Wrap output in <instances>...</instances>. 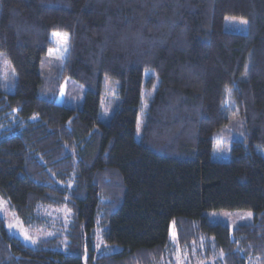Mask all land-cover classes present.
Wrapping results in <instances>:
<instances>
[{"label": "trees", "instance_id": "16d2710c", "mask_svg": "<svg viewBox=\"0 0 264 264\" xmlns=\"http://www.w3.org/2000/svg\"><path fill=\"white\" fill-rule=\"evenodd\" d=\"M231 17L246 31L226 30ZM54 31L68 35L80 107L45 93ZM0 52L14 73V91L0 89V195L26 227L41 207L72 214L66 243L32 246L0 217V264H159L171 225L204 264H264V0H0ZM106 79L118 99L103 122ZM235 115L243 136L215 160ZM218 209L253 220L212 223ZM98 226L116 251L96 248Z\"/></svg>", "mask_w": 264, "mask_h": 264}, {"label": "rangeland", "instance_id": "374dc122", "mask_svg": "<svg viewBox=\"0 0 264 264\" xmlns=\"http://www.w3.org/2000/svg\"><path fill=\"white\" fill-rule=\"evenodd\" d=\"M246 26V20L234 17L225 19L224 23L225 29L232 32L243 33L246 31ZM53 33H60L62 36L66 34L61 31H54L50 35L51 46L39 66L40 74L44 79L45 93H56L59 103L80 107L84 94L83 84L63 75V61L67 54L68 42L66 46L62 45L60 41L53 37ZM0 89L7 93L14 91V73L2 52H0ZM42 92H44V89ZM116 92V82L106 79L103 84L101 111L99 114V118L103 122H107L113 112L114 104L118 99ZM151 94L150 92L148 95ZM143 105L144 111L146 105ZM141 116L142 112L137 119V136L140 132ZM242 136V125L235 115L227 126L215 134L213 158L215 160L226 159L231 140L241 139ZM257 150L264 157V148H257ZM40 212L43 223L39 226L26 227L10 208L8 201L0 195V217L9 235L19 238L24 244L29 246L48 238H57L59 241L66 243V232L72 221L71 211L66 206H45L41 207ZM204 214L212 223H221L230 228L238 224L250 223L253 220V212L251 210L218 209L207 210ZM170 237L174 248L171 254L160 259L159 264H204L207 261V259L203 260L198 256L199 251H197V248L187 249L176 243V232L173 225L170 227ZM94 243L96 248L102 250L105 254L117 250L116 248L105 246L99 226L94 231Z\"/></svg>", "mask_w": 264, "mask_h": 264}, {"label": "snow or ice", "instance_id": "6c2138e0", "mask_svg": "<svg viewBox=\"0 0 264 264\" xmlns=\"http://www.w3.org/2000/svg\"><path fill=\"white\" fill-rule=\"evenodd\" d=\"M53 37L56 38L58 41H60V43L62 45H64V46L67 45V42H68V36H67V34H64L62 36L60 33H53Z\"/></svg>", "mask_w": 264, "mask_h": 264}]
</instances>
